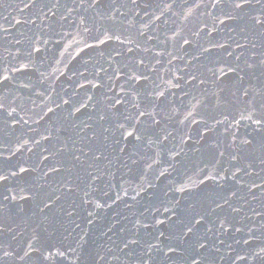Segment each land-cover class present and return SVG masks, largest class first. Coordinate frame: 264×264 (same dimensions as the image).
Returning a JSON list of instances; mask_svg holds the SVG:
<instances>
[{"label": "water", "instance_id": "obj_1", "mask_svg": "<svg viewBox=\"0 0 264 264\" xmlns=\"http://www.w3.org/2000/svg\"><path fill=\"white\" fill-rule=\"evenodd\" d=\"M91 2L0 0V171L35 169L0 183V200L16 196L4 201L8 230L0 232V264H137L144 242L156 232L141 229V245L120 252L137 221L165 219V208L183 212L215 207L219 184L237 195L229 192L230 206L216 210L227 220V231L217 233L224 241L217 243L223 257L217 264H264V165L256 160L250 176L240 172L222 179L223 170L230 173L237 163L231 154L260 155L264 131L258 129L264 123L255 121L264 115V75L259 68L254 75L229 68L261 59L264 31L253 29L249 16L264 19V0H251L248 15L235 10L232 0H98L89 7ZM117 99L124 102L115 104ZM133 103L153 113L159 124L152 116L139 117L145 139L129 138L122 141L127 145L123 153L113 151L119 132L113 121H99L98 116L116 113L123 120L137 111ZM84 124L97 132L101 125L113 129L105 152L111 163H100L95 171L101 179L94 182L80 172L85 181L69 193L50 168L66 159L60 149L79 142L76 126ZM84 134L91 135L92 129ZM245 139L252 145H243ZM253 180L260 186L249 190ZM181 187L187 191H177ZM35 191L52 194L51 209L41 212L38 201L21 199ZM73 203L69 217L65 210ZM96 203L104 207L97 209ZM232 207L241 210L233 212ZM109 226L113 231L105 236ZM84 233L83 248L55 256L57 249L75 247ZM29 243L44 255L51 248L55 259L42 261ZM4 251L11 255L5 257Z\"/></svg>", "mask_w": 264, "mask_h": 264}, {"label": "snow or ice", "instance_id": "obj_2", "mask_svg": "<svg viewBox=\"0 0 264 264\" xmlns=\"http://www.w3.org/2000/svg\"><path fill=\"white\" fill-rule=\"evenodd\" d=\"M257 2H259V0H257ZM97 3L98 0H92V2L88 6L95 7ZM232 6L240 13L248 15L247 8L251 7V0H232ZM249 19L252 21L253 29L258 28L259 30L264 31V19H261L259 16L255 15H250ZM108 39H111V37L109 36ZM103 42L104 41H101V43ZM184 42L189 43V41L187 40H185ZM237 47H244V45L237 43ZM252 47L255 48V44H253ZM36 51H39V49H36ZM205 51H207V49H205ZM260 56L261 59L258 63L254 59L251 62L246 59L244 61L245 67H240V65H237L236 67H230L229 71L236 72L237 69H239V72H244L245 69H247L254 75L255 70L259 68L261 75H264V52L260 53ZM239 59L240 57L237 56V60ZM220 71L223 73V69H221ZM237 74L239 75V73ZM213 75H215V73H213ZM4 79L6 80L8 78L4 77ZM193 79H196V77L193 76ZM239 79L243 81L244 76H239ZM200 83H204V81L201 80ZM158 95L162 97L163 92L159 93ZM243 95L248 96L249 91L247 89L243 90ZM123 102L124 101L122 99L115 100V104H120ZM65 103H68V101H65ZM115 104L110 107H114ZM84 107H87V105H84ZM132 107L136 108L137 111L134 114L129 115H123L121 113L120 115H123V120H120L117 117L116 113H113L111 115H109L108 113H103L99 114L98 116L99 121H113L115 132H119V138L113 139V144L117 146L113 147V151L118 150L119 152L123 153L127 145L122 144V141L129 140V138H131L129 142H140L145 139L147 131L142 130L138 127V125L140 124L139 117H143L146 115L152 116L153 123L159 124V121L155 120L153 113L145 110H140L139 103H133ZM2 108L3 105L0 104V109ZM12 111H15V109H13ZM49 111L51 112L53 111V109L49 108ZM76 111L79 112L80 109L77 108ZM9 115H11V113H9ZM247 118L251 119V116ZM89 119H91V117H89ZM255 123H257L258 125L264 123V115L257 119ZM76 127L79 128V131L77 132V135L80 137L79 142H77L76 140H72V137L69 136V140H72L71 145L69 146L66 143L65 147L60 149V152H66V159L58 161V166L53 165L50 168V172L56 173L61 177V183L69 193H73L77 188L80 187V183H83L85 181V176L80 175V172L85 173L86 177L93 182L95 180L101 179V175L96 174L95 170L99 169V165L103 161H108L109 163H111V161L108 160V156L105 154L108 147L106 142L110 138H113L115 136V132H113V129L111 127H104L103 125H101L100 132H97L93 128L92 124H84L83 127ZM85 129H92V134L80 135V133H83ZM258 130L264 131V129ZM48 138L49 137H45V139ZM165 139H167V137H165ZM148 142L154 143L155 141L149 140ZM241 143L243 145L250 146L252 145L253 141L245 139L241 141ZM220 155L223 156L224 154L220 153ZM82 157L84 159H82ZM44 159H49V157L45 156ZM230 160L237 161L236 164L232 165L234 171L229 173L228 169H224L223 171L225 172V175L222 177V179L227 181L229 178H236L237 173L240 172H243L246 176H250L251 172L249 170L254 168L256 160H258L261 165H264V137L261 138L259 156H255L254 153H252L250 156L231 154ZM239 161L246 162L241 164ZM133 163H135L134 160ZM34 170L35 169L32 168L18 166V172L13 171L10 174H6L3 171H0V183L7 182L10 177H16L20 173H29ZM261 171H264V168H262ZM49 174L50 173L46 171L43 175L44 177H48ZM161 175H163V173H161ZM242 178L243 177H240L239 179ZM238 182L239 180H237V183ZM253 186L259 187L260 185H256L255 181L253 180L252 183L248 186L249 190H251ZM39 187L40 189H43L44 185L41 184ZM218 187L221 191L218 192L216 194V198L212 200V204L215 205V207L209 205L208 207L202 208L200 210H195V207H193L192 211L185 210L183 212L165 208L164 211L169 213V216L165 217V219L154 217L152 223H141L140 221H137L133 225V227L135 228V232L132 233L131 236L125 237L123 241V247L120 248L119 251L123 253L124 249H129L130 246H140L141 241L138 237L140 235L141 229L156 228V232L152 234L153 239L144 242L143 250L137 256V264H217L218 259H223L222 256H219L221 249L217 246V243H224L223 240L219 239L217 233L227 231V220L226 218L222 219L218 214H216V210L220 209L221 211H223L225 205H229V200L231 198L228 195L229 192L231 193L232 197L237 195V191H232L230 188H227L226 184H219ZM9 191H11V189H9ZM29 191L31 192V189H29ZM53 191H55V189ZM177 191L185 192L187 191V189L181 187L178 188ZM85 195L87 196L88 193L86 192ZM45 196L46 199L44 198ZM9 199L15 201L16 196L9 197L5 195L3 196V199L0 200V232L8 230V226L4 223V211L8 208V205L5 204L4 201H8ZM21 199L38 201V208L41 204L43 205V207L40 208L41 212H43L44 209H51L52 207V205L49 203V201H52V194L50 193L46 194L41 191H35L27 197L22 196ZM59 199L60 197L57 196L56 200ZM83 203L90 204L92 203V201L84 200ZM103 207V204L96 203L97 209ZM74 209L75 204L73 203L71 209L65 210L69 217L74 214ZM240 210L241 209L239 208L232 207L233 212H239ZM214 214H216L215 220L212 219V216ZM94 215L95 213L93 211H87L88 217L91 218L94 217ZM45 219H47V217H45ZM88 223L92 224L94 223V220L89 219ZM159 225H166V227L162 230L158 227ZM77 227H79V225H77ZM113 227L114 226L107 227V231L104 233V235L107 236L108 233L112 232ZM239 230L240 229H237V231ZM87 235V233L80 235L79 239L75 241V247L69 244L65 251H60L59 249H57L55 256H64L65 252L76 253L78 248H83L84 244L87 243V240H85V237ZM213 237H215V239H213ZM108 238L111 239L110 236ZM36 239H39V237H36ZM28 247L32 251L39 252L42 261H50L55 259L51 248H46L45 251L47 252V255H44V253L41 252V249L39 247L34 248L32 243H29ZM112 251V249H109V252ZM261 251L264 252V249H261ZM3 255L7 257L11 255V253L4 251ZM25 255H28V253L26 252ZM97 255L99 254L97 253ZM126 255L131 256L132 251H129L128 253H126ZM112 258L115 260L120 259L118 255H113ZM76 259H80V257L77 255ZM99 259L104 260L105 257L99 256Z\"/></svg>", "mask_w": 264, "mask_h": 264}]
</instances>
